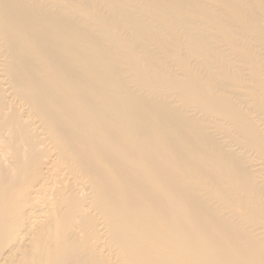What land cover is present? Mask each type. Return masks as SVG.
I'll return each mask as SVG.
<instances>
[{
	"label": "bare ground",
	"instance_id": "6f19581e",
	"mask_svg": "<svg viewBox=\"0 0 264 264\" xmlns=\"http://www.w3.org/2000/svg\"><path fill=\"white\" fill-rule=\"evenodd\" d=\"M0 264H264V0H0Z\"/></svg>",
	"mask_w": 264,
	"mask_h": 264
}]
</instances>
